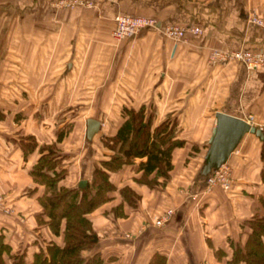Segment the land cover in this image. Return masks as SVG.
<instances>
[{"label":"crops","instance_id":"0c3cea01","mask_svg":"<svg viewBox=\"0 0 264 264\" xmlns=\"http://www.w3.org/2000/svg\"><path fill=\"white\" fill-rule=\"evenodd\" d=\"M87 1L63 7L54 0H0V192L11 207L0 210L1 242L26 264L47 243L61 246L63 220L56 232L35 220L44 188L31 178L33 163L53 144L64 169L56 185L88 182L92 167L117 148L104 146V139L114 135L126 109L142 106L151 127L173 120V138L182 144L170 151L166 178L156 176L152 186L136 181L135 166L144 157L107 172L114 188L86 214L94 242L81 256L146 264L159 253L164 264H228L233 245L247 238L251 217L264 212V65H214L208 56L213 49L264 52V0ZM117 13L149 16L155 24L114 40ZM254 13L262 24L249 21ZM166 24L196 25L200 32L176 42L161 33ZM72 109L81 116L67 115ZM217 111L263 132V139L243 133L226 157L227 190L206 183ZM87 118L99 122L89 139ZM30 138L34 145L23 152ZM123 186L137 196L132 207L119 194ZM118 204L121 215L112 213ZM166 209L168 218L154 225L153 217Z\"/></svg>","mask_w":264,"mask_h":264},{"label":"trees","instance_id":"16d2710c","mask_svg":"<svg viewBox=\"0 0 264 264\" xmlns=\"http://www.w3.org/2000/svg\"><path fill=\"white\" fill-rule=\"evenodd\" d=\"M123 119L115 133L104 139V146L116 150L106 159L100 160L90 171L89 181L83 186L63 187L56 182L63 176L64 169L59 163L62 158L53 144L45 147L46 152L38 156L29 173L35 183L43 185V193L36 197L41 207L40 216H36L37 223H45L56 232L59 222L63 220L62 245L47 243L43 250L32 254L28 264H101L97 253H92L87 258L80 252L93 246L94 234L91 223L86 214L92 211L100 203L107 200V192L114 187L107 179V172L117 170L122 164L131 163L134 157H144L135 168L140 170L137 182L152 186L157 183L156 176H167L171 164L170 151L173 147L182 144V141L174 136V121L168 118L151 127L148 117L144 116V109L139 106L136 109L125 110ZM57 138L61 133L57 134ZM30 144L22 151L31 149L34 145L30 138ZM108 141L111 144L108 145ZM44 148V147H42ZM153 172L154 177L147 176ZM124 202L134 206L137 196L126 186L118 189ZM264 209V196L259 198ZM121 205L112 209L115 215H121ZM45 216L46 219H41ZM250 231L243 245L234 244L232 257L228 264H264V212L253 215L249 220ZM6 254L9 264H26L21 254H9V247L0 240V264H7L2 254ZM165 257L159 253H153L146 264H164Z\"/></svg>","mask_w":264,"mask_h":264},{"label":"built area","instance_id":"2783aa9c","mask_svg":"<svg viewBox=\"0 0 264 264\" xmlns=\"http://www.w3.org/2000/svg\"><path fill=\"white\" fill-rule=\"evenodd\" d=\"M55 5L63 7H72L73 5H90L87 0H54ZM249 21L256 24H262L261 18L255 13L249 17ZM155 24V20L149 16L117 13L113 17V27L110 31V36L114 40H120L128 37L138 31L142 27ZM200 32V27L196 25H178L166 24L162 27L161 33L176 42L186 40L188 35L197 34ZM227 61H238L248 68H256L264 65V52L260 50H252L248 48H237L231 50L213 49L208 56L209 64L223 63ZM208 186L215 184L220 185L227 190L230 187L231 179L228 169L222 164L214 168L206 179ZM6 211V210H5ZM171 210L166 209L160 215L153 217L154 225L162 224L170 215Z\"/></svg>","mask_w":264,"mask_h":264},{"label":"water","instance_id":"95a60500","mask_svg":"<svg viewBox=\"0 0 264 264\" xmlns=\"http://www.w3.org/2000/svg\"><path fill=\"white\" fill-rule=\"evenodd\" d=\"M215 127L213 129L209 147L207 149V162L210 169L213 170L222 164L230 151L234 149L241 135L245 132L255 134L263 139V132L260 128L251 125L243 118L226 114L222 111L215 113ZM99 122L92 118L85 120L84 136L89 139L97 130ZM84 181L80 180L78 185L83 186Z\"/></svg>","mask_w":264,"mask_h":264},{"label":"rangeland","instance_id":"374dc122","mask_svg":"<svg viewBox=\"0 0 264 264\" xmlns=\"http://www.w3.org/2000/svg\"><path fill=\"white\" fill-rule=\"evenodd\" d=\"M77 108V107H76ZM82 112V111H81ZM67 115H72V117L74 118V120H75V118L77 117V116H81L80 115V111L77 109H72V111L69 113V114H67ZM72 123V122H71ZM69 125V124H68ZM71 125H73V124H70V126ZM71 137V136H70ZM68 139V138H67ZM69 140V139H68ZM69 161H70V158H64V163H65V165L66 166H68V168L70 169V167H71V164L69 163ZM0 210L2 211V212H4V213H9V211H11V207L9 208L7 205H6V203H5V199H4V197H3V195H2V193L0 192ZM6 210V211H5Z\"/></svg>","mask_w":264,"mask_h":264}]
</instances>
